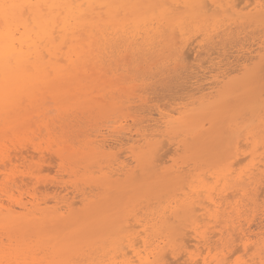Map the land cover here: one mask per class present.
I'll list each match as a JSON object with an SVG mask.
<instances>
[{"label": "rangeland", "instance_id": "rangeland-1", "mask_svg": "<svg viewBox=\"0 0 264 264\" xmlns=\"http://www.w3.org/2000/svg\"><path fill=\"white\" fill-rule=\"evenodd\" d=\"M198 1L201 11L179 6L182 9L173 13L174 22L185 23L183 30L156 25L157 34L147 43L142 33L111 35L114 38L103 45V53L95 55L100 59H94L95 66L99 65L98 71L94 69L98 85L96 81L89 87V81L83 83V91L89 94L86 105L72 106L71 101L66 106L70 108L65 107L68 112H61L63 115L53 104L50 108L45 105L50 110L42 107L45 102L43 109L39 108L40 113L45 110L48 115L54 109L51 117L46 115L49 128L53 123L57 127L50 129L51 133L57 129L53 136L50 132L45 136L48 131L43 130L39 134L43 116L38 121L36 116L44 112H32L35 122L31 126L36 129L28 131L37 138L35 143L44 146L43 152L51 149L55 157V150L66 147L65 156L73 159L52 162L54 157L48 152L43 156L45 160L36 154L33 168L40 171L27 191L15 185L26 177V168L12 162L22 138L18 133L19 137L12 133L11 137L7 135L10 132L0 130V264H133L132 260L138 262L134 250L142 258L149 257L147 264H193L190 254L196 257L197 264H203L204 258L208 264L211 259L223 260V264H264V248L257 250L264 245V0L260 1L262 7H256L259 0H219L216 7L211 0ZM87 70L85 79L90 73ZM91 89L95 91L92 98ZM69 101H65L66 105ZM81 101L84 98L78 102ZM26 144L29 150L32 143ZM47 154L51 160H46ZM253 165L263 172L262 179H254L255 184L259 181L255 186L248 183L256 168ZM27 192H35L39 202H46L45 207H54L56 200L61 202L59 207L65 206L62 201L73 205V218H78L80 229L87 231L81 235L85 241L80 250L58 253L59 244L56 251L32 242L27 246L30 252L20 256L9 223L19 210L16 199L23 194L24 202L28 201ZM210 199L221 204L219 209L210 207L212 216L200 217L201 212L194 217L187 215L195 203L206 201L209 205ZM196 218H206V222L198 223ZM194 225L199 232L207 231L209 245L198 242ZM128 230L133 232L126 233ZM244 234L248 242L242 239ZM244 242L248 246H243ZM131 243L136 246L130 248Z\"/></svg>", "mask_w": 264, "mask_h": 264}, {"label": "bare ground", "instance_id": "bare-ground-1", "mask_svg": "<svg viewBox=\"0 0 264 264\" xmlns=\"http://www.w3.org/2000/svg\"><path fill=\"white\" fill-rule=\"evenodd\" d=\"M202 1H204V0H202ZM218 1L219 0H211V4L214 6L215 5L217 6V5H219ZM234 1H236V0H234ZM237 1H239V0H237ZM243 1L244 0H241V2L239 1L238 3H242ZM260 1L261 0H259V2L256 3L257 4L256 7H259V6L262 7ZM199 2L200 1H198V0H170V1H167V0H0V130H2L4 133L10 132L7 135H10L12 133V136H14L15 134H16V136H18L17 135V133H18V134H20L19 136H21L22 141H23L20 144L21 146H18V147L16 146V148H18V149L15 152L14 159L12 160L13 163H15L17 165H21L24 168H26L25 170H27L26 177L28 176V178L26 179V177L23 176V178H20V182L17 181L18 183H15L18 190H23V191L29 190V186H30L29 183L31 184L32 182L35 181V179H37V177L39 175V173H37V172L40 171V170H38L40 168H38V169L33 168V166L35 164L34 161L37 159L38 156L43 157V156H45L44 154H46L48 152V151L43 152L45 150L44 146H42L41 143H35L36 142L35 140L37 138L34 139V138H32L33 136L32 137L30 136L28 129H31V128L34 129L35 128V126H33V127L31 126V124L35 122V120H34L35 116H33L32 112H34V111L39 112V114H41L43 112L45 113V115L43 113L40 116L36 113L38 115V116H36V119H37L36 121H38V119L41 118L42 116L44 117V118L42 117L43 120L41 119L40 126H38L39 128L37 129L38 131H39V129H41V132L39 131L40 132L39 134H42V130H43L44 131L43 133H46L48 131L45 134V136L49 132H50V135L53 136V133H55V131L57 129H55V131L53 133H51V131H53V128H57V127L52 126V125H54V123H53L51 125V127L49 128L50 125H48L49 123H47V119L49 117L46 116V115H48L49 112L47 113V111L45 112V110L42 111L41 109L44 108L46 110H50L49 109L51 107L50 104H53L55 110H57V112H59L61 115L62 111H63V114H64V112H68L67 110L70 107H66V106H68L71 101H73L72 106L76 105V104H78V105L81 104L82 106L86 105L85 102L87 101L89 94L86 93L87 91L86 92L83 91L85 88V84H83V83H85V80H86V81H89L86 83V86L89 87L90 82H91V84H90L91 86L94 85L92 83H93V81H96V79H97V77H95L94 75L97 76V74H98L95 71L97 70V67L99 66V65H97L98 63L96 64V66L94 64L95 60L98 58V56L95 57V55H97V54L99 55L101 51L103 53V50H102L103 45L106 46L107 43H109L110 40L112 38H114L113 36L116 34H119V32H120V34L124 33V34H122V37L124 35L127 37L129 34L131 35L134 33L136 34V36L137 35L140 36L142 33L145 37V38L144 37L143 38H144V40L146 39L145 41L147 43V41L149 42V40L151 41V38L153 39L155 37V36L152 37L153 34H157V32H156L157 28H154L156 25H158V27H159V25H165V26H168L169 29H171V30H177V29L183 30L184 28L182 25L185 23H183V21L179 22V23L174 22L173 21V13L180 8L182 9V7L187 8V9H195V11H201L202 5ZM204 2H206V0ZM243 3H245V2H243ZM253 3H255V2H253ZM222 4H223V2H222ZM207 5H208V3H207ZM240 5H242V4H240ZM247 5H249V3H247ZM173 6L176 7V9L173 8ZM179 6H182V7L179 8ZM231 6L234 7L235 5H231ZM238 7H239V5H238ZM245 8H247V7H245ZM184 21L188 22L187 20H184ZM231 23H233V22H231ZM187 24L189 25V23H187ZM197 24L199 25V24H201V22H199V23L197 22ZM203 25H204V23H203ZM184 27L186 28V26H184ZM190 27H192V26H190ZM196 28H198V27H196ZM196 30H194V31H196ZM207 31H211V30L210 29L205 30V32H207ZM111 35H113V36L110 37ZM178 35H177V37H178ZM202 36H203V34H202ZM226 36H227V34H226ZM174 37H175V34H174ZM138 39H140V38H138ZM204 39H206V38H204ZM213 39H215V38H213ZM174 40L176 41V39H174ZM190 41H192V40L190 39ZM204 42H205V40H204ZM177 43H179V42L177 41ZM189 45H190V42H189ZM111 47H113V45ZM129 48L131 49V47H129ZM132 48H134V46ZM121 49H122V47H121ZM105 50H107V49H105ZM111 50H113V49H111ZM125 58H128V57H125ZM97 60H100V59L98 58ZM63 63L64 64L67 63V65L65 66ZM166 63H167V61H166ZM93 64H94V66H93ZM110 64H112V63H110ZM129 65H130V63H129ZM87 67H88V70L86 69ZM103 67H104V65H103ZM175 67H177V66L175 65ZM94 69H95V71H94ZM85 70L90 72L89 74H87L88 79H85L86 78V76H84ZM81 72H82V74H81ZM103 72L106 73V71H104V70H103ZM103 72H102L101 77H103ZM88 75H89V77H88ZM91 78H92V80H91ZM93 79H95V80H93ZM128 79H130V78H128ZM82 80H83V82H82ZM104 80H105V82L107 81V79H105V78H104ZM96 84H97V81H96ZM114 86H117V85H114ZM93 87H94V89L96 88V86H93ZM90 88H92V87H90ZM94 89H91L90 98H92L91 95H93V93L95 92ZM77 90H78V92H82L83 95L78 94L76 92ZM92 91H94V92H92ZM74 92H75V95L73 94ZM47 95L50 97H48ZM46 97L49 99H47ZM82 98H84V101L78 102ZM93 98H94V96H93ZM45 100H47V102ZM48 100L49 101L52 100V101L49 102ZM66 100H70L67 105H66L67 102H65ZM100 100H101V98H100ZM102 102H104V101H102ZM107 103H108V101L105 104H107ZM25 104H26V106H25ZM42 104L44 105V106H42L43 108H41ZM47 104L49 105L48 109L46 108V106L48 107ZM65 107L68 109H66ZM36 108H38V110ZM39 108H41L40 109L42 111L41 113L39 111ZM53 110L54 109L51 108L50 114L48 116L51 117ZM64 110H66V111H64ZM55 113H54V115H56ZM119 118H121V117H119ZM111 122L114 123L113 121H111ZM76 124H78V123H76ZM32 125H34V124H32ZM80 125H82V123ZM42 127H43V129H42ZM65 127H66V125H65ZM62 128H60V129L62 130ZM50 129H51V131H50ZM63 129H65V128H63ZM76 129L78 130V128H76ZM0 133H2V132L0 131ZM103 134H105V133H103ZM27 136H28V139H27ZM39 137H40V135H39ZM107 137H108V135H107ZM30 138H32L33 140ZM248 138H250V137H248ZM24 140H26L25 141L26 143L29 142L28 145H30L32 143L31 146L29 147V150L27 149L28 147H26L27 144L24 142ZM48 140H50V139H48ZM31 141H33V142H31ZM47 143H50V142H47ZM25 147L28 151L25 149ZM64 148L66 149V147H64ZM157 148L159 149L160 147H157ZM30 149L32 151H30ZM65 149H63V150L65 152H67L68 148H67V150H65ZM162 149H164V148H162ZM46 150H48V148H46ZM63 150L58 149V150L54 151V154L56 155L57 158L55 156H53L52 153L50 154V152L52 150L51 149L49 150L50 152H48V153L50 155H52V157H54V159L52 158V162L59 159V161H61V163H63V162H66L67 159H71V158L65 156L66 153ZM157 151L160 152L159 150H157ZM36 154H37V157H36ZM49 154H47L46 156H48ZM166 155H167V153H166ZM72 156H74V155L72 154ZM158 156H156V158ZM48 157L46 160H48V159L51 160V157H49V158ZM154 157H155V155H154ZM161 159H163V157ZM44 160H45V158H44ZM159 160H160V158H159ZM47 162H49V161H47ZM156 163H158V162H156ZM238 164H239V161H238ZM235 166H236V163H235ZM255 166L257 168V165H255ZM255 166L253 165V168ZM124 167H125V165H124ZM124 167L121 166V169L123 170ZM46 168H47V166H46ZM46 168H44V169H46ZM256 168H254L255 171H253V173H251L252 175L250 177H248L249 185L254 184V186H255L257 184V182H259V181H257L255 184L254 179L256 178L258 180V178H261V177L263 178V176H264L262 170L260 171L259 166L257 169ZM119 170H120V168H119ZM91 172H93V171H91ZM262 174H263V176H261ZM115 175L116 174L114 172L113 176H115ZM261 179H259V180H261ZM221 182H222V180H220L219 183H221ZM255 188H257V186ZM53 189H55V188H53ZM182 189H183V187H182ZM248 189H249V187H248ZM49 190H50V188H49ZM238 191H240V189ZM27 193H28V197H29L28 201L24 202L25 200L22 196L23 194L20 195L18 197V199H16V205L18 206L19 210L15 212V215L13 216V218L11 219V221L9 223V225L11 226V234H12V237L14 238L15 243L17 245L16 246L18 249L17 251L18 252L20 251V256H25V254L27 252H30V250H28V249H30V246L29 247H27V246L32 242L37 243L38 246H44L47 248H52V249H55L56 251H57L56 246H58V244H59L60 249H58V251H57L58 253H75L78 250H80L79 248L82 247V245L84 244V241H85L83 239L84 236H81V235H84V234L86 235L87 231H83V229H80L81 225L79 224L80 220H78V218H73V215H72L73 214V210H72L73 205L68 204L67 201H62V203H65V206L64 207L62 206L63 207L62 208L61 206L60 207L58 206L61 202L56 200V202H53L56 204L54 207L50 208L49 205H48L49 207H45L47 205L46 202H45V205L42 204V203H44V201L42 203H41V201L39 202V200L36 198L35 192L34 193L27 192ZM194 193H195V191H194ZM201 193H202V191H201ZM235 193H236V191H235ZM237 194H239V193H237ZM175 195H177V194H175ZM219 199L220 198H218V200ZM222 200H221V202H222ZM205 202L206 201H203V203H200V202H197V204L195 203L196 205H198V207H196L194 204L191 208L188 209L187 215L189 214L191 217H194L197 214V212L198 213L201 212V214L203 212L202 215L201 214L199 215L200 217L201 216L202 217L203 216L204 217H208V216L210 217V215H211L210 207L212 208L214 206L215 208H218V209L220 208L219 207V204H220L219 201L217 203L216 200L210 199L209 205H206L208 203H205ZM42 205H43V207H42ZM63 209L65 210L64 212L62 211ZM134 214H135V212H134ZM221 214H223V213L221 212ZM156 216H157V214H156ZM205 219H203V220L205 221ZM198 220H200V219H197L195 221L198 222ZM223 220H224V218H223ZM201 221L202 220H200V222H198V223H201ZM204 221H202V223ZM158 222H156V223H158ZM204 224H206V223H204ZM222 224H223V222H222ZM138 225H140V224H138ZM202 226L204 227L203 224H202ZM203 227H202V229H203ZM240 230H241V232L243 231L242 233L245 232L244 231L245 229H240ZM131 231L128 230V231H126V233L131 232ZM193 231L195 232L196 237L198 239H200V240H198L199 243L204 242L203 244H207V245L210 244V242H208L209 239L206 238V236H205L206 235L205 233L207 231L205 233L199 232L197 225L194 227ZM190 233H192V232H189V234ZM122 234H123V232H122ZM134 234H135V231H134L133 235ZM139 234H140V232H139ZM179 234H180V232H179ZM207 234H210V233L208 232ZM131 236L132 235H130V237ZM186 237L188 238L189 236H186ZM246 237H248V235L244 234L242 239L245 240V239H247ZM119 238H120L119 242H121L122 241L121 237H119ZM129 241H130V238H129ZM135 241H133V242H135ZM187 241H190V240H187ZM246 241L248 242L249 240L247 239ZM150 242H151V240H150ZM117 243H116V246H117ZM213 243H215V242H213ZM213 243H211V244H213ZM246 243L244 242L243 246L244 245H245V247L248 246V245H246ZM121 244H124V243H121ZM121 244H118V245H120L122 247ZM113 246H112V248H110V247H107V248H110V250H111V249H113ZM135 246H136L135 244H134V246H133V244L129 245L130 248H133ZM204 246H206V245H204ZM137 247L139 248V246H137ZM260 248L261 249L256 248L258 250V252L264 248V245H262ZM120 249H124V247L120 248ZM106 251H107V249H106ZM248 251H249V249H248ZM128 252L129 251H127V253H126L127 256H129ZM131 252H133V251H131ZM134 252H135L134 253L135 257L138 259V262H140L141 264H147L148 263L149 257L142 258L140 256L141 253L139 254L135 250H134ZM39 253H41V252H39ZM36 254H38V253H36ZM122 254H121V257L122 258H123V256L125 257V255L122 256ZM263 254L264 253H262V256H263ZM116 257H117V255H116ZM112 258H114V256ZM189 258H190L189 260H191V262L193 264L198 263V261L196 260V257L194 255L190 254ZM26 259H28V258H26ZM110 259H108V260H110ZM256 259L257 258H255V262H256ZM24 260H25V258H24ZM24 260H22V261H24ZM117 260H119V259H117ZM207 260H206V258H204L203 264H208ZM211 260H212V263L214 262V264H223L222 263L223 260H217V259H215V261L213 259H211ZM134 261L137 262V260H134ZM134 261L132 260L133 264H135ZM160 261H161V259H160ZM25 262H26V260H25ZM260 262H259V264H260ZM43 263L44 262H42V264ZM95 263H96V261H95ZM102 263L104 264V262H102ZM105 263H106V261H105ZM212 263H210V264H212ZM114 264H116V263L114 262ZM125 264H132V263L129 261ZM189 264H191V263H189ZM254 264H256V263H254Z\"/></svg>", "mask_w": 264, "mask_h": 264}]
</instances>
